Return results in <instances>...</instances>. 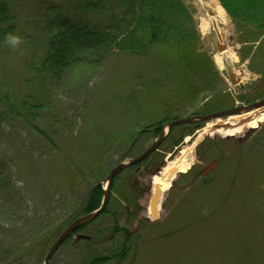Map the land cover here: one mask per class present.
I'll return each instance as SVG.
<instances>
[{
    "label": "rangeland",
    "instance_id": "1",
    "mask_svg": "<svg viewBox=\"0 0 264 264\" xmlns=\"http://www.w3.org/2000/svg\"><path fill=\"white\" fill-rule=\"evenodd\" d=\"M183 1L192 13L198 34L194 55L204 53L212 62L206 68V85L210 84L208 88L213 91L202 90L200 72L177 67L174 62L155 69L158 66L154 57L147 55L113 52L102 59L98 53L95 58L83 57L82 65L55 87L51 114L43 123H53L52 119L58 117L59 129L68 136L64 146L58 147L59 152L53 153L55 157L44 155L33 143L29 124L16 121L3 126L0 156L10 157L11 151L14 154L29 149L33 160L24 165L13 163L7 192L0 195V245L2 249L8 247L4 252L8 259L3 264H43L55 235L43 241L39 238L44 233L38 230L46 229L47 233L52 224L63 217L65 221L73 205L83 203L90 190L98 185L106 187L112 168L141 155L173 117L211 114L199 110L214 97L221 99L213 100L215 112L264 99V36L255 41L252 33L257 34L258 29H243L227 12L231 28L226 41L236 60L220 69L213 58L218 51L217 38L203 34L199 27L203 11L198 1ZM0 2L10 10L8 25L21 40L16 48L8 44L3 49L12 60L10 78L11 74L13 79L24 78L27 58L44 42L39 20L41 11L44 17L45 1ZM76 41L84 44L79 38ZM30 49L34 52L28 53ZM161 54L170 58V53L163 51L155 58L159 60ZM230 70L240 78L236 83ZM160 72L167 78L153 86V78H162ZM173 73L177 76L171 77ZM147 75L152 88L147 86L148 79L144 80ZM148 91L152 96L145 99ZM127 99L141 101L144 108L141 112L127 110L133 116L125 113L127 121L114 123L112 118L119 117L120 110L126 111ZM154 119L166 121L137 143L139 127ZM215 122L175 126L156 151L115 176L107 205L110 212L103 218V227L113 225L111 217L116 214L119 226L133 232L134 243L122 262L113 260L108 264H264V122L234 136L206 133L200 137ZM121 129L133 137L125 141L130 145L122 141ZM192 146L191 167L176 174L170 187L162 192L159 206H155L154 176ZM70 149H77L81 157L73 153L66 156ZM214 162L216 165L203 174ZM85 254L82 247L63 243L49 264H85Z\"/></svg>",
    "mask_w": 264,
    "mask_h": 264
},
{
    "label": "trees",
    "instance_id": "2",
    "mask_svg": "<svg viewBox=\"0 0 264 264\" xmlns=\"http://www.w3.org/2000/svg\"><path fill=\"white\" fill-rule=\"evenodd\" d=\"M44 1V17L41 11L40 16L42 18L39 20V28H41L40 32L43 34L44 42L41 43L39 49L35 48V52L34 49L28 50V53L33 51L34 54L31 57H26L28 60L25 65L27 69L25 77H18L17 79H13L12 74L10 78L12 60L10 61L8 52L5 53L3 50L6 46L8 47L6 38L9 35H15V31L13 32V27L8 25L10 10L5 2H0V135L4 131L3 126L6 123L22 121L31 126L29 131L33 143L39 146L44 155L50 156L55 151L58 153V147L64 146V140L68 136L64 130L59 129L61 125L57 121L58 117L52 119L53 123H43V120H46L45 117L51 114V97L57 89L55 88L57 84L65 76H68L66 74L70 75V72L76 70L75 67L81 66L84 58L88 59L89 56L95 58L98 53L101 54L102 59H106L113 52L147 55L150 59L154 57V63L158 66L155 69L167 67L174 62L177 67L185 66L192 69L190 71L200 72L198 76L204 82L202 90L213 91V89L208 88L210 84L206 85V68L212 62L204 53L194 55L198 44V34L192 13L183 0ZM220 2L243 29L245 28L249 32H252L247 28L249 26L251 29H258L257 34L252 33L256 35L254 38L264 36V0H220ZM77 38L84 44H79L76 41ZM161 51L170 53V58L166 59L161 54L162 58L158 56L159 60H157L156 54ZM151 52L153 54H150ZM86 69L81 73L86 72ZM160 73L162 75V72ZM171 75V77L177 76L175 73ZM166 78L167 76L164 75L162 78H153V86ZM146 79H148L147 86L151 87L149 75L144 80L146 81ZM165 85L167 84L162 86L165 87ZM147 93L145 99L152 96L150 91ZM219 96H223V94ZM215 99V102H221L219 101L220 98L214 97L213 100ZM213 100L208 101L199 110V113L215 112L216 104H212ZM125 104L126 111L121 112L120 110L119 117L112 118L115 120L114 123L120 122L121 119L127 121L128 119L124 116L127 110L141 112L140 108H144L141 101L135 103L127 99ZM217 108L221 109L222 107L218 106ZM46 110L47 113L44 115L43 112ZM128 115L132 117L133 112ZM152 115L154 116V114ZM178 117L172 119H179ZM39 119L42 121L40 122ZM162 121L166 120L154 119L139 127L136 136L134 135L136 142L140 143L144 137L153 134L156 131V126L164 123ZM105 128L107 127L103 129ZM191 131H186L183 135H187ZM106 134L107 131L104 136ZM114 136L111 134V137ZM121 138L125 142L127 138L131 141L133 137L128 136L121 129ZM125 144L130 145V142H125ZM30 146L31 142L29 143ZM28 150L25 149L24 152L14 154L11 151L8 154L10 157L0 156L1 196L7 192L5 189L12 177L10 171L13 168V163L15 161H19L18 163L22 165L24 162L33 163ZM67 152L66 156L72 153L79 155L77 149H70ZM53 156L55 157L54 154ZM79 156L81 157V155ZM89 161L90 158H88ZM103 196L104 190L101 185L96 186L92 191L90 190L83 203L73 205L72 211L65 221H62L63 217L60 222L57 221V224H52V228L50 226L47 231L49 234L46 233V229H39L38 231L44 233L39 239L44 241L49 235H55L56 239L74 220L98 209ZM109 212L110 209L107 206V209L97 219L84 224L76 231L82 232L78 235L83 234L86 236L85 238L73 239L75 232L64 242L69 246L85 249V264H108L113 260L114 262H122L134 243L133 232L119 226L116 214L113 213L111 217L113 225L103 227V218ZM37 241L39 240L37 239ZM7 249L8 247L2 249L0 245V264L8 259V255L4 253L7 252ZM7 264H13V262L9 261Z\"/></svg>",
    "mask_w": 264,
    "mask_h": 264
},
{
    "label": "bare ground",
    "instance_id": "3",
    "mask_svg": "<svg viewBox=\"0 0 264 264\" xmlns=\"http://www.w3.org/2000/svg\"><path fill=\"white\" fill-rule=\"evenodd\" d=\"M202 9L203 14L200 17L199 27L203 34H213L217 39L220 38V34L225 33L228 34L230 30V22L228 19V15L226 10L222 7L218 0H207L203 2L201 0H197ZM212 10L214 15H211L209 11ZM220 24H223V27L220 28ZM227 36V35H226ZM214 60L220 69L226 68V66L231 63V61L236 60L235 52L232 48H229L223 52H216L213 55ZM232 120L224 121L223 125H227L223 127H216L215 124H210L209 128L204 130L202 136L204 134H221V135H234L240 133L245 128L256 127L260 123L264 122V113H261L260 110L248 112L245 114H241L239 116H234L231 118ZM219 124V123H217ZM218 129H215V128ZM214 130V132H213ZM193 146L190 149H184L181 153V156L175 158L172 162L168 164L166 168L160 173L159 176H154L153 183L156 188V194L154 195L155 206L157 203L161 202L162 192L167 190L170 187L173 178L179 172L187 171L194 160L193 156ZM159 206V204L157 205Z\"/></svg>",
    "mask_w": 264,
    "mask_h": 264
},
{
    "label": "water",
    "instance_id": "4",
    "mask_svg": "<svg viewBox=\"0 0 264 264\" xmlns=\"http://www.w3.org/2000/svg\"><path fill=\"white\" fill-rule=\"evenodd\" d=\"M209 12L211 15H214V12L212 10H210ZM226 40H227L226 34L225 33L220 34V38L216 40V46H217L218 52H223L228 49V43ZM229 74L231 78L233 79L234 83L240 80L239 77L236 78L235 72L230 70ZM256 110H260L261 113H264V99L258 100L251 104L236 105L228 109L213 112L211 114L195 115V116H190V117H185V118H179L171 122H168L166 125L163 126V129L160 135L156 138V140L141 155L137 156L136 158H133L132 160L128 162H121L117 164L114 168H112V170L109 172V175L107 177V184H106V188L104 189V198H103V201L100 207L96 209L95 211L88 213L80 218H77L72 223H70L52 244L49 250V253L47 257L45 258L43 264L50 263L53 255L58 251L61 245L70 237V235H72L75 231L80 229V227H82L84 224L94 221L102 212H104L109 202L111 186H112L115 176L123 169L129 168L131 166H134L142 162L149 155H151L154 151H156L160 147V145L163 143V141L166 139L170 131L175 126L182 125V124H189V123H193L197 121L216 120V127H220V125L222 126L224 123H226L224 122V119L229 118L230 120H232L231 118L234 116H239L241 114H245V113L256 111ZM225 126L227 125H223V127ZM215 129H218V128H215ZM230 136H234V135H230ZM216 163L217 162H214L211 165H209L203 171V174L208 173L216 165ZM82 237H85V236H82Z\"/></svg>",
    "mask_w": 264,
    "mask_h": 264
},
{
    "label": "clouds",
    "instance_id": "5",
    "mask_svg": "<svg viewBox=\"0 0 264 264\" xmlns=\"http://www.w3.org/2000/svg\"><path fill=\"white\" fill-rule=\"evenodd\" d=\"M6 42L13 48H16L21 43V40L18 36L9 35L6 38Z\"/></svg>",
    "mask_w": 264,
    "mask_h": 264
}]
</instances>
